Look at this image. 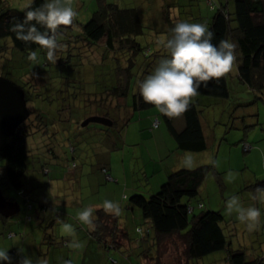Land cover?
Listing matches in <instances>:
<instances>
[{
  "label": "rangeland",
  "instance_id": "1",
  "mask_svg": "<svg viewBox=\"0 0 264 264\" xmlns=\"http://www.w3.org/2000/svg\"><path fill=\"white\" fill-rule=\"evenodd\" d=\"M27 1L16 0V4L24 8L31 2ZM114 1L122 3V0ZM64 2L77 10L75 21L80 24L89 21L96 10V0ZM234 2L235 0H143L144 9H150L147 13H150V21L146 23V35L139 40L144 46L150 45L152 49L154 47L152 53L156 52L158 40L168 35L173 27L170 23L165 24L164 13L165 7L168 9L171 3H178V11L173 9L174 17L180 13L182 20L206 25L222 4L232 10ZM10 3L12 5L14 2ZM171 19L176 23L173 17ZM80 27L76 25L73 29L77 31ZM68 50V44L62 47L59 59L63 61L59 64L54 53L53 58L49 59L47 50H40L35 59L19 51H14V57L0 53V76L5 75L24 90L28 108L34 113L31 114L33 121L29 120L30 117L24 123L25 130L34 122L39 123L36 111L47 118V121L42 123V128L40 127L43 133H39L35 128L27 134L28 171L24 181L34 192L36 211L29 213L33 220H25L26 206L15 190H5V197L15 199L20 211L0 223V247L8 249L11 264H21L25 256L31 257L34 262L46 260L48 264H54L56 260V264H66L65 259L69 252L71 259L75 261L74 264H80L83 258L87 264H139V249L129 251L124 247L123 250L113 249L106 252L97 241L91 240V235L87 233L90 227L80 224L77 213L84 207L102 205L105 199L122 203L121 190L126 183L149 190V179L145 178V172L150 174L153 166L164 160L166 162L168 152L159 150L157 145L150 142L147 136L150 133L149 126L145 130L137 127L148 118L147 112L144 111L138 112L136 119L123 130V140L128 131L126 145L125 141L121 143L119 129L116 127H105L93 120H90L93 123L84 125L89 116L86 113L88 99L108 89L106 83L111 71L100 65L96 50L92 53H78L77 49L71 52ZM162 54L158 57L160 60L166 55V50ZM151 59L154 60L152 57ZM93 67L95 68L92 69ZM154 68L151 66L149 74ZM237 74L234 64L228 74V99L198 95L190 98L189 103H196L200 109L208 144L206 151L196 155L200 158L207 157L205 164L215 161L222 182L220 186L216 177L210 175L201 195L193 199L192 203L197 207L199 201H202L207 211L221 212L226 220L224 227L232 248L245 251L251 260L264 258V192L254 197L255 195L246 189L256 173H264V141L263 145L257 148L259 140L262 136L264 138V90L258 92L251 89L239 81ZM31 79L32 83L29 84ZM94 109L95 107H91L92 112ZM150 112L156 115L159 113L157 108L151 109ZM93 115L95 112L91 114ZM142 115L144 120L140 119ZM162 129L168 133L164 124ZM171 140L174 142L172 137ZM244 140L253 143L256 151L252 154L246 153L243 149ZM164 141L166 143V133ZM71 146L76 149L73 155L70 153ZM257 149L260 151L257 152ZM175 153L169 154L173 161H177L179 156ZM73 159L78 164L75 171L70 169ZM46 165L52 172L49 176L43 173V167ZM102 166L108 168V175L113 181H106L107 176L101 173ZM233 195L239 196L245 207L253 205L260 209V226L257 230L247 231L236 220L234 213L225 211V202ZM40 201L49 207L46 212L39 210ZM126 205L125 202L119 205L123 206V212L126 214L122 216V223L130 242L133 243L140 238L136 229L143 227V218L139 209H136L137 217L132 218V214L125 211ZM57 211L61 214L60 218L55 217ZM37 215L39 221L47 222L39 229L35 227ZM65 224L73 226L81 247L71 246V236L65 230ZM10 232L16 235L10 237ZM63 241H67L68 246L63 245ZM225 255L218 252L200 263L211 262ZM184 259L182 246L178 248L170 240L166 241L162 249L163 264H184Z\"/></svg>",
  "mask_w": 264,
  "mask_h": 264
},
{
  "label": "trees",
  "instance_id": "2",
  "mask_svg": "<svg viewBox=\"0 0 264 264\" xmlns=\"http://www.w3.org/2000/svg\"><path fill=\"white\" fill-rule=\"evenodd\" d=\"M10 2L14 3L11 5ZM27 2L30 3L21 8L17 6L16 0H0V41L2 42L0 53L5 56L14 57V51L31 56L33 52L46 50L35 42L18 39L16 32L13 31V25L24 20L28 8H37L44 0ZM173 9L178 11V3L176 5L171 3L168 9L165 7L164 13L165 24L170 23L174 26L175 23L171 18L173 17L177 22L182 20V15L178 13L174 17ZM149 10L144 9L143 0H122V3L114 0H96V10L89 21L80 24L74 18L71 25H62L55 32L49 33L56 40L53 53L59 64L63 61L59 59L62 47L67 44L69 52L77 49L78 53L82 51L92 53L96 50L100 65L111 71L108 74L109 81L106 83L108 89L100 95H95V98L88 99L86 113L89 116L85 123L83 122L85 126L93 123L90 120L106 121L109 124L103 126L119 129L118 136L122 139V143L123 130L136 119L138 112L144 111L150 119V132L162 129L164 124L176 144L177 151L192 155L202 153L207 150L208 144L201 112L196 103H189L187 110L179 116L168 117L160 112L156 115L150 112L156 107L144 103L138 92H134V89L138 88V82L152 70L151 66L156 67L159 63L158 57L165 50L162 46L156 45V52L152 53L154 47L152 49L150 45L144 46L139 40L147 33L146 23L150 21V13L147 15ZM76 25L81 26L77 31L73 29ZM206 25L215 33L212 41L214 44H218L220 40H228L235 45L234 64L239 81L253 90L263 91L264 0H235L232 10L222 4ZM37 27L40 31H45L39 25ZM228 74L206 82V86L205 82H202L195 95L228 99L230 96ZM1 76L9 79L5 75ZM28 83L31 84L32 79ZM91 107H95L93 116H91L93 113ZM30 112L34 114L31 110ZM35 115L37 121L39 120L38 124L34 122L30 128H27L28 130H25L26 126L23 124L11 137L4 136L0 129V188L3 194L5 190L13 189L23 199L27 222L33 220L29 215L30 211H36L33 188L29 189L24 181L28 171L27 134L33 132L35 128L39 133H43L40 127L45 120L47 121L42 113L36 111ZM30 117L29 120L33 121L31 115ZM140 117L144 120L143 115ZM155 122L158 124L155 125ZM245 145H249V149ZM161 149L168 152V160L153 166L150 174L145 172L150 189L146 190L145 187L142 190L139 186H128L126 183L121 190L122 203L127 204L125 211L131 213L132 218L137 217L136 209H139L142 215L143 227L136 229L140 238L136 242H130L128 232L122 223L123 206H120L119 214L106 212L104 208L94 210L93 226L87 231L91 235V240L97 241L106 252L113 249L123 250L124 247L129 251L139 249L140 253L137 255L139 264L146 262L163 264L162 249L168 240L178 248L182 246L184 264H264V258L257 257L250 260L245 251L232 248L224 227L226 220L221 212L207 211L202 201H199L197 207L192 203L193 199L201 195L202 187L210 175L215 176L222 186L215 161L193 169L181 168L172 171L171 163L175 160H171L170 156L174 152L167 146ZM243 149L246 153H252L256 148L253 143L248 142L243 144ZM75 152V147L71 146L70 153L73 155ZM77 168L78 164L73 159L70 169L75 171ZM101 170V173L107 176L106 181H113L108 175L109 170L106 166H102ZM43 173L47 176L52 174L49 166L43 167ZM246 189L255 196L263 192L264 178L256 179ZM6 199L17 203L15 199L7 197ZM38 206L43 212L49 208L42 201ZM36 217V228L39 229L47 223L45 220L39 221L38 215ZM55 217H61L59 211L56 212ZM5 220L6 218L0 214V223ZM9 235L13 237L16 234L10 232ZM61 243L68 246L67 241ZM218 252L226 255L211 262L200 263ZM69 257L70 252L65 259L66 264H74L75 261L73 262ZM54 261L56 264V260ZM80 264H87L86 259L83 258Z\"/></svg>",
  "mask_w": 264,
  "mask_h": 264
},
{
  "label": "clouds",
  "instance_id": "3",
  "mask_svg": "<svg viewBox=\"0 0 264 264\" xmlns=\"http://www.w3.org/2000/svg\"><path fill=\"white\" fill-rule=\"evenodd\" d=\"M77 10L64 0H44L37 8L29 7L24 20L13 25L18 39L37 43L47 50L49 59L53 58L56 40L50 32L62 25H71ZM34 21V23H32ZM44 28L40 31L37 27ZM215 33L203 23L179 20L170 28L168 35L158 40V45L166 50V55L153 71L138 82V92L144 103L154 105L165 116H179L187 110L202 82L219 78L232 71L234 67L235 45L228 40L214 44ZM36 52L31 58H36ZM181 166L194 168L197 162L193 156L185 153ZM106 212L119 214L120 206L113 200L105 199L101 205ZM225 211L235 214L236 220L249 231L259 228L261 211L250 205L245 207L239 196L233 195L225 202ZM81 225L93 226L94 208L84 207L77 213ZM65 230L71 236V246L81 247L79 237L72 225L65 224ZM0 264H11L8 249L0 247ZM21 264H48L46 260L33 261L25 256Z\"/></svg>",
  "mask_w": 264,
  "mask_h": 264
},
{
  "label": "water",
  "instance_id": "4",
  "mask_svg": "<svg viewBox=\"0 0 264 264\" xmlns=\"http://www.w3.org/2000/svg\"><path fill=\"white\" fill-rule=\"evenodd\" d=\"M31 112L27 105L24 90L11 80L0 76V129L4 136L11 137L29 118ZM95 121V120H93ZM97 123L108 125L100 119ZM18 203L8 201L0 188V214L9 218L19 212Z\"/></svg>",
  "mask_w": 264,
  "mask_h": 264
},
{
  "label": "crops",
  "instance_id": "5",
  "mask_svg": "<svg viewBox=\"0 0 264 264\" xmlns=\"http://www.w3.org/2000/svg\"><path fill=\"white\" fill-rule=\"evenodd\" d=\"M144 118V117H143ZM141 125V126H140ZM140 125H138L137 127L139 128H141L142 130H145L148 126L150 127V119L148 118L147 120H144V121H142L141 123H140ZM140 129H138V131H139ZM263 132H264V130H263ZM165 133H166V143H165V141H164V137H165ZM127 135H128V131L126 132V138H125V145L127 144ZM168 135V136H167ZM147 136H149V139H150V142L151 143H153V144H155V145H157V148L160 150L162 147H168V149L169 150H172L175 154H177V155H179V156H177V161L175 160V162L174 163H171V164H173V169H172V171H174V170H178V169H181V168H185V167H182L181 166V160H180V158H182V156L184 155V153L182 154L181 152H179V151H177V149H176V144L174 143V142H171L172 140H171V137H170V135L167 133V132H165L164 130H162V129H160V130H157V131H154V132H150L149 134H147ZM161 140H162V142H161ZM124 141L122 142V143H124ZM245 142L244 143H248L249 141H246V140H244ZM263 141H264V138H263V136H262V138L259 140V144L257 145V148L259 147H261L262 145H263ZM249 143H251V142H249ZM125 148V147H124ZM175 150V151H174ZM258 150V149H257ZM263 150V149H262ZM256 151V149L253 151V152H255ZM260 151V149L257 151V152H259ZM252 152V153H253ZM256 152V153H257ZM251 153V154H252ZM181 155V156H180ZM191 156H193L194 158H195V160H196V162H197V166H195L194 168H196V167H198V166H200V165H202V164H205V162H207V157H205V156H202L201 158L198 156V155H196V154H193V155H191ZM191 169H193V168H191ZM169 173H170V171L169 170H167ZM83 175V174H82ZM81 175V176H82ZM262 178H264V173H262V175L260 174L259 175V173H256L255 174V176L253 177V181H252V183H250V185L251 184H253L254 182H255V180L256 179H262ZM55 181V180H54ZM57 186H58V184H57ZM129 186V185H128ZM205 186V185H204ZM204 186L202 187V191H203V189H204ZM202 191H201V193H202ZM264 192V191H263ZM261 193V192H260ZM259 193V194H260ZM258 195V194H257ZM256 195V196H257ZM255 196V197H256ZM116 202H118V201H116ZM94 206V205H93ZM20 207V206H19ZM94 208H103L101 205H96V207H94ZM19 211H20V209H19Z\"/></svg>",
  "mask_w": 264,
  "mask_h": 264
},
{
  "label": "built area",
  "instance_id": "6",
  "mask_svg": "<svg viewBox=\"0 0 264 264\" xmlns=\"http://www.w3.org/2000/svg\"><path fill=\"white\" fill-rule=\"evenodd\" d=\"M157 124H158V122H155V125H157ZM245 147L249 149V145H245ZM11 236H12V234H11Z\"/></svg>",
  "mask_w": 264,
  "mask_h": 264
}]
</instances>
